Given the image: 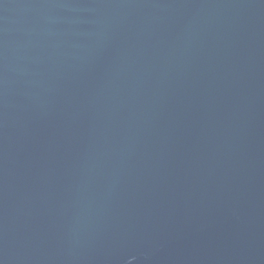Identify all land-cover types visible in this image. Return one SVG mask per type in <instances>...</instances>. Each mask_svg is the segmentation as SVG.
Returning <instances> with one entry per match:
<instances>
[{
    "label": "water",
    "instance_id": "water-1",
    "mask_svg": "<svg viewBox=\"0 0 264 264\" xmlns=\"http://www.w3.org/2000/svg\"><path fill=\"white\" fill-rule=\"evenodd\" d=\"M0 264H264V0H0Z\"/></svg>",
    "mask_w": 264,
    "mask_h": 264
}]
</instances>
